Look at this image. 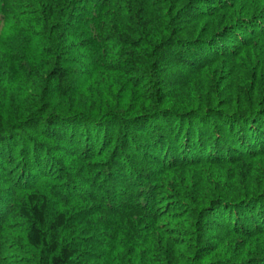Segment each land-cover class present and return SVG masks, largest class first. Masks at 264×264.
<instances>
[{"label": "trees", "instance_id": "trees-1", "mask_svg": "<svg viewBox=\"0 0 264 264\" xmlns=\"http://www.w3.org/2000/svg\"><path fill=\"white\" fill-rule=\"evenodd\" d=\"M0 264H264V0H0Z\"/></svg>", "mask_w": 264, "mask_h": 264}]
</instances>
